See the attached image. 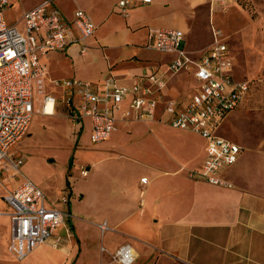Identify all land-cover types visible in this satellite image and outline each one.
Wrapping results in <instances>:
<instances>
[{
    "label": "crops",
    "instance_id": "0c3cea01",
    "mask_svg": "<svg viewBox=\"0 0 264 264\" xmlns=\"http://www.w3.org/2000/svg\"><path fill=\"white\" fill-rule=\"evenodd\" d=\"M40 1L35 0L26 10ZM118 1L71 0L75 7L71 12H68L69 7H66L64 9L66 13L57 1L59 9L68 19L73 16L77 8L86 10L96 25V30L95 35L87 39L84 53L80 52V45L71 44L63 51L52 52L44 57L42 61L46 66L48 77L54 79L76 77L82 80L100 81L106 76L113 75L120 82L128 83L134 75L149 73L158 67L163 68L169 56L162 55L152 62L147 52L149 48L145 46L151 28L182 29L185 32L184 47L194 57L208 46L207 44L196 50L187 49L188 26L181 17L179 19L181 25H164L160 22L154 25V21H160L158 19H162L164 14L150 18L145 9H141L140 6L135 7L141 4L140 0H134V6L128 8L126 14H121ZM191 1L207 2V0ZM159 6L157 4L152 8L158 10ZM105 27H111L108 35L102 33ZM51 54L53 55L50 58ZM49 59L54 61L58 70H64L63 73L67 75L52 76L48 65ZM77 69L83 71L85 75H77ZM185 80L179 75L171 76L164 89V97L181 99L186 96L189 87L184 94L178 87L180 84H186ZM246 97L247 95L242 104ZM239 108L226 116L217 132L219 136L242 148L236 163L222 171V176L232 183V187H220L187 177V169L199 167L204 158L205 140L200 135L197 134L202 138L203 144L200 145V151L194 154L185 140L178 138L168 142L164 136L171 130H176L178 134L191 131L175 129L158 121L119 119L110 137L114 133L116 135L120 133L122 123H144L149 129L154 128V134L164 150V156L157 157V160L150 164L146 163L151 172L142 174L133 185L124 187L128 199L122 211L104 219L110 229L101 234L98 227H95L96 236L91 235L89 230L76 227L72 218L55 231V235L63 239L61 245L54 246L53 238H49L34 247L24 259L17 260L8 250L11 222L9 207L2 196V199L0 198V264H119L112 259V254L124 243L130 244L135 251V260L132 264H264V109L252 106L237 111ZM43 115L53 118V114ZM238 116H243L250 122L248 135L253 140L251 147L236 142L233 136L226 137L222 134L227 123L235 129L234 121ZM72 122L80 134L79 137L87 129L89 138L88 119ZM30 125L27 133L14 146L18 145L19 141L32 136ZM64 131L63 127L59 130L58 148H66ZM124 131L128 134L132 133L131 128H125ZM130 138L131 136L127 141ZM14 146L11 154L22 156L24 165L25 155H15ZM73 147L74 145L72 149ZM44 156L50 154L42 155L41 160L45 164L48 161H55L52 155L50 158L53 160ZM69 157L67 168L63 171L62 185L56 184L45 189L43 180L35 181L29 174H24L19 180L28 178L34 181L44 191L48 205L68 209L72 213L74 198L82 197V194L71 182V178L75 176L73 172L78 168L75 167L72 174L68 173L72 167V164L69 166ZM86 168L87 174L84 177L89 175L91 165ZM143 178L145 181H142ZM69 181L71 187L68 186ZM2 192L0 186V195ZM65 193L68 195V201L63 203L60 201V196ZM4 206L7 209H4ZM78 220L82 218L79 217ZM98 223L100 222L94 225L97 226ZM101 247L104 250H101Z\"/></svg>",
    "mask_w": 264,
    "mask_h": 264
},
{
    "label": "built area",
    "instance_id": "2783aa9c",
    "mask_svg": "<svg viewBox=\"0 0 264 264\" xmlns=\"http://www.w3.org/2000/svg\"><path fill=\"white\" fill-rule=\"evenodd\" d=\"M210 1L224 5L238 0ZM117 4L121 7L120 13L126 14L135 2L119 0ZM10 5L9 0H0V179L15 175L23 165V157L14 156L11 150L27 133L35 113L54 115L61 107L71 121L89 120L91 143L107 140L119 119L158 121L175 129L192 131L205 140L204 158L199 167L187 169V177L232 187L222 171L236 163L242 148L217 132L226 116L241 106L249 85L233 79V58L220 38V30L212 28V41L194 57L184 47L182 29L151 28L145 46L169 59L163 68L134 75L128 83L120 82L113 75L100 81L76 77L54 79L48 77L42 59L71 44L80 45V52L84 53L87 39L96 30L90 14L77 8L68 19L57 0H41L18 19L9 21L5 9ZM180 73L186 74L188 94L181 99L165 98L169 78ZM35 87L41 91L39 108L35 106ZM80 173L85 176L87 168H82ZM3 200L9 207L11 222L8 250L15 259H24L49 238H53L54 246L61 245L63 239L55 231L73 215L68 209L48 205L37 183L24 178L6 191ZM60 201H68L67 193L60 196ZM97 227L101 234L110 229L105 220ZM112 259L119 264H132L135 251L124 243L117 247Z\"/></svg>",
    "mask_w": 264,
    "mask_h": 264
},
{
    "label": "rangeland",
    "instance_id": "374dc122",
    "mask_svg": "<svg viewBox=\"0 0 264 264\" xmlns=\"http://www.w3.org/2000/svg\"><path fill=\"white\" fill-rule=\"evenodd\" d=\"M9 1L11 5L5 9V15L9 21H14L35 0ZM57 1L63 11L69 7L67 11L71 12L75 7L71 0ZM151 1L147 3V6H141L144 5L141 3L135 7L140 6L141 9H145L150 18L164 14L162 19L155 18L160 21H154V25L159 22L164 25H181L179 20L181 17L188 26L186 47L189 50H196L209 44L213 39L212 28L220 30V38L227 44L229 54L233 58L231 72L233 79L249 85L247 97L237 111L252 106L264 109V0H238L224 5L210 0L203 3L191 0ZM157 4L160 5V9L154 10L152 7ZM110 32L111 27L103 28L104 35ZM147 52L152 62L162 56L152 49H148ZM48 65L52 76L67 75L63 73L64 70L57 69L53 60L49 59ZM76 74L85 75L78 69ZM177 75L185 80V73ZM185 83L178 85L182 94L188 91L187 79ZM34 92L35 106L39 108L41 91L35 87ZM249 123L243 116H238L234 121L235 129L227 123L222 134L226 137L233 136L236 142L243 143L245 147H251L253 140L248 135ZM30 126L33 131L32 136L19 141L18 145L13 148L15 155H25L26 162L15 175L0 179V186L3 189L0 198L2 199L7 190L15 187L24 174H29L35 181L43 180L44 186H42L45 189L56 184L62 185L63 171L67 168L68 157L71 153L72 167L68 173L72 174L75 167L78 168L73 172L75 176L71 178V182L82 194V197L78 196L72 202V221L76 227L89 230L90 234L95 236L94 229L97 227L95 223L103 221L105 217H113L122 211L128 199L124 187L133 185L142 174L151 172L146 163L150 164L157 160V157L164 156V150L154 134V128L149 129L144 123H122L120 133L117 135L114 133L108 140L100 143L90 142L87 129L79 137L76 126L68 119L61 107H58L53 118L38 111ZM61 127L65 130L63 139L66 142V148H58ZM125 128H131L132 133H125ZM129 136L131 138L127 141ZM164 136L168 142L178 138L185 140L184 142L194 154L200 151V145L203 144L202 138L192 131L178 134L176 130H171L167 131ZM72 145H74L73 149ZM47 154L50 156H44V158L53 160L50 158L52 155L55 161H48L45 164L41 157ZM90 165L91 171L88 176L84 177L80 170ZM13 180L17 182H12ZM71 182H68L69 187L72 185ZM4 209L7 207L4 206ZM79 217L82 220H78Z\"/></svg>",
    "mask_w": 264,
    "mask_h": 264
},
{
    "label": "trees",
    "instance_id": "16d2710c",
    "mask_svg": "<svg viewBox=\"0 0 264 264\" xmlns=\"http://www.w3.org/2000/svg\"><path fill=\"white\" fill-rule=\"evenodd\" d=\"M72 156L69 157V166H71Z\"/></svg>",
    "mask_w": 264,
    "mask_h": 264
}]
</instances>
